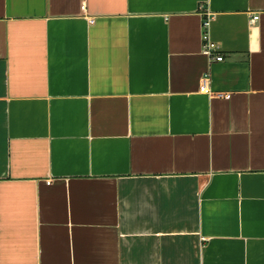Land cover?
I'll list each match as a JSON object with an SVG mask.
<instances>
[{"label": "crops", "instance_id": "crops-1", "mask_svg": "<svg viewBox=\"0 0 264 264\" xmlns=\"http://www.w3.org/2000/svg\"><path fill=\"white\" fill-rule=\"evenodd\" d=\"M0 264H264V0H0Z\"/></svg>", "mask_w": 264, "mask_h": 264}, {"label": "built area", "instance_id": "built-area-1", "mask_svg": "<svg viewBox=\"0 0 264 264\" xmlns=\"http://www.w3.org/2000/svg\"><path fill=\"white\" fill-rule=\"evenodd\" d=\"M83 10H85V6H83ZM259 16H255L251 20V24H255L259 20ZM214 20V16L207 12L202 22V51L203 54L206 55L213 62H223L224 58L220 54V49L218 45L211 39L210 36V28L211 24ZM200 93L207 94L214 98H223L229 100L231 98V94L228 93H215L211 90L210 87V74H205L201 79L200 85ZM48 185L51 183L48 182Z\"/></svg>", "mask_w": 264, "mask_h": 264}]
</instances>
